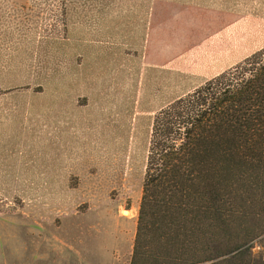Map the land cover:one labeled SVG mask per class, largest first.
Segmentation results:
<instances>
[{
  "label": "rangeland",
  "instance_id": "rangeland-1",
  "mask_svg": "<svg viewBox=\"0 0 264 264\" xmlns=\"http://www.w3.org/2000/svg\"><path fill=\"white\" fill-rule=\"evenodd\" d=\"M262 49L264 0H0V264H130L156 114Z\"/></svg>",
  "mask_w": 264,
  "mask_h": 264
},
{
  "label": "trees",
  "instance_id": "trees-1",
  "mask_svg": "<svg viewBox=\"0 0 264 264\" xmlns=\"http://www.w3.org/2000/svg\"><path fill=\"white\" fill-rule=\"evenodd\" d=\"M264 49L161 109L130 264H264Z\"/></svg>",
  "mask_w": 264,
  "mask_h": 264
},
{
  "label": "bare ground",
  "instance_id": "bare-ground-1",
  "mask_svg": "<svg viewBox=\"0 0 264 264\" xmlns=\"http://www.w3.org/2000/svg\"><path fill=\"white\" fill-rule=\"evenodd\" d=\"M124 213H125L126 216H129L130 215V212L129 211H125L124 210Z\"/></svg>",
  "mask_w": 264,
  "mask_h": 264
}]
</instances>
